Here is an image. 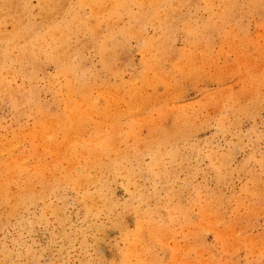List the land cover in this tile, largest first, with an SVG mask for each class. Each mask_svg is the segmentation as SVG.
<instances>
[{"label": "rangeland", "instance_id": "1", "mask_svg": "<svg viewBox=\"0 0 264 264\" xmlns=\"http://www.w3.org/2000/svg\"><path fill=\"white\" fill-rule=\"evenodd\" d=\"M223 3L215 0L213 10L204 1L192 3L175 15L170 46L161 59L167 79L144 85L145 102L137 108L131 107L129 91L134 75L150 56L140 48L142 38L130 37L127 46L118 48L117 57L109 45L106 64V53H101L98 43L82 48L83 63L93 82L92 95H99L101 90L113 92L108 101L101 97L100 102L104 111H109V120L120 126L116 147L120 152L133 148L143 151L140 160L127 162L131 174L113 176L109 169L105 172L109 185L103 191L117 203L111 214L106 210L98 216L85 214L79 198L82 191L78 190L85 187L94 193L100 184L79 188L67 183L61 170L68 162L55 156L56 149L66 144L62 133L55 132L43 140L30 135V139L26 131L38 129L43 114H29L19 91L10 96L0 93V137H9L11 130L24 127L21 138L26 149L36 145L45 155V159H18L28 167L26 172L32 179L27 188L35 195L23 190L25 184L18 175L8 178L4 191L0 190V264H124V253L136 244L138 222L146 221L143 216L150 211L155 220L166 224L167 233L156 241L144 229L143 245H137L144 257L139 260L132 255L133 264H264V0L261 7L253 9L241 5L235 10V18L207 40L191 32L200 17H209ZM32 13L34 21L40 20L37 0H32ZM3 28L10 31L12 27L7 23ZM102 29L107 33L104 24ZM144 31L151 38L162 34V29L152 24ZM175 62L185 69L184 74L176 71ZM7 74L15 86L23 79L28 83L23 71ZM153 75L149 71V77ZM60 78L55 64L47 63L35 80L41 102L50 107V113L62 110L56 107L50 89L53 82L63 84ZM135 82L142 87L140 80ZM242 104L246 112L238 109ZM179 108L188 111L196 125L189 140L185 139L187 126ZM140 116H150L153 121L140 126L141 141L135 143L127 134L128 124ZM46 117L56 119L53 114ZM163 133L176 140L178 151L171 149V144L164 147L174 154L162 158L169 170L165 178L154 182L148 171L152 154L145 142L155 141ZM41 142L49 148H42ZM10 160L0 159V166ZM57 160L61 162L58 167ZM217 165H222L220 171ZM41 166L45 177L39 182L33 173ZM45 196L51 206L45 204ZM54 207L57 210L52 212ZM171 208L172 221L167 217ZM43 210L45 219L40 216Z\"/></svg>", "mask_w": 264, "mask_h": 264}, {"label": "bare ground", "instance_id": "2", "mask_svg": "<svg viewBox=\"0 0 264 264\" xmlns=\"http://www.w3.org/2000/svg\"><path fill=\"white\" fill-rule=\"evenodd\" d=\"M37 1L40 20L34 21L32 0H0V93L10 96L19 91L21 92L22 101L27 103L29 114H43L44 117L38 121V129H28L26 131L29 137L31 135L32 137L38 136L40 139L44 137L50 139L55 132L56 134L62 133L66 144L60 149H56L55 156L60 161L68 162V167H63L61 170L62 177L67 183L79 188L83 184L93 182L100 184L99 189L94 193L89 192L85 187L78 190L82 191L79 198L84 204L85 214L98 216L102 210H106V214H111L114 210L113 205L117 203L112 195L103 191V188L109 185V175H106L105 172L109 169L113 176L122 172L131 174L132 170L128 167L127 162L132 163L140 160L143 151L133 148L130 152H120L116 147L115 140L120 135L117 133L120 126L117 127L115 121L109 120V111H104L106 109L103 108L100 102L101 97L108 101L113 96V92L101 90L99 95H92L93 82L87 75V68L83 63L85 53L82 48L95 42L99 44L100 51L104 55V52L106 53L108 50V46L111 45L114 55L117 57L120 53L118 48L127 46L130 37L142 38L144 43L140 48L144 51L147 50L150 56L144 60L143 69L138 71L132 79L131 90L129 91L132 97L131 107L137 108L142 102H145L144 89L146 87L144 88V85H155L157 82L167 79L166 71L161 65V59L170 46L171 38L169 40V37L173 31V26L171 27L172 19L175 15H179V11L189 9L192 3L201 1L205 2L208 9L213 10L215 0H194L195 2H192V0ZM262 4L263 0H243L242 3L238 0H224L223 5L217 8L216 11H212L209 17H200L198 23L191 27V32L207 40L211 33L227 25L235 18V10L241 5L253 9L257 6L261 7ZM86 7H89V10H86ZM197 9L199 10L198 7ZM7 23L11 24L10 31L3 28V24ZM103 24L107 28L105 34L102 33ZM148 24L160 27L162 29L161 36L158 38L147 36L144 28ZM117 34L118 39L116 38ZM102 44L105 45L102 46ZM185 57L188 58L186 55ZM107 59L108 55L106 53V56H103L104 64L107 63ZM47 63L55 64L57 78L61 77L60 79L63 80V84L60 86H57L54 82L50 85V89L55 96L56 107L62 108V110L54 113H50V107L41 102L39 90L35 85L38 74L44 71ZM175 63L174 68L176 71L184 74L185 69L181 68L179 62ZM17 69L24 72L28 83L23 79L22 84L15 86L8 79L7 73L15 75ZM149 71L154 72V78L149 77ZM137 80L142 82V87H137L134 84L137 83L135 82ZM98 90L100 89L98 88ZM145 90L147 91V88ZM130 109L128 113H130ZM179 109L182 122L187 126L185 139L189 140L196 125L188 111L184 108ZM238 109L247 111V107L243 104ZM138 110L139 108L136 109V111ZM49 114L55 115L56 119L49 120L46 117ZM145 121L153 120L150 116H140V118H134L128 124L127 134L135 140V143L141 141L139 128ZM109 126H111V129L108 128ZM23 128L19 127L17 130H11L9 137H0V159H11L0 166V177L3 176L0 182L1 193L4 191L3 183L8 178L18 175L25 184L23 190L28 194L35 195L27 188L30 186L29 182L31 183L32 179L29 173L26 172L28 167L25 163L21 165V161L18 159H45V155L43 150L35 147L36 145L32 147L33 149H26V145L23 143L24 140L21 138L24 132ZM89 129L92 132L88 133ZM30 139L32 138L30 137ZM154 139L155 141L149 139L148 142H145V140L144 142L147 151L152 154L148 171L151 172L150 175L153 177V181L156 182L160 178H165L168 173L166 171L169 170L165 169V159L162 158L165 155L172 156L174 154L173 150H178L175 145L176 140L167 133H163L161 137ZM168 144H171L173 150L164 149ZM40 146L48 149L50 145L41 142ZM60 161L57 160L56 167L61 164ZM159 166L164 168L156 170ZM221 168L222 165H217L218 171ZM37 169L38 171L35 170L33 176L37 175L36 181L42 182L45 177V168L43 169V166H41ZM94 170L98 171L93 173ZM156 195L158 197V193ZM24 196L26 197L25 193ZM44 198L45 204L51 206L47 196ZM51 209L52 212L57 210L55 207ZM172 209H168L167 216L171 221L173 220ZM178 210L181 212L180 207ZM182 213L186 214L187 212ZM205 214H207V211ZM44 215L45 210L41 211V218L45 219ZM143 217H146L147 220L138 222L139 230L134 233L136 244H132L133 246L130 245L127 248L123 255L124 264H133L130 259L132 255L139 260L144 257L142 248L137 247V245H143V240L146 238L144 229L148 231L150 238L156 241H161L167 233L166 224L164 222V224H161L155 220L152 211ZM214 217H211V219ZM215 220L216 217L214 222H217Z\"/></svg>", "mask_w": 264, "mask_h": 264}]
</instances>
